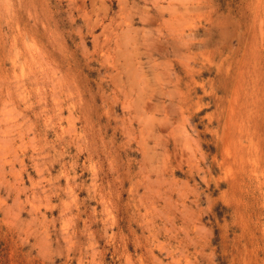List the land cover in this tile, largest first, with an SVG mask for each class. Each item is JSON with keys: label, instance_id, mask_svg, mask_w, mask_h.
<instances>
[{"label": "rangeland", "instance_id": "rangeland-1", "mask_svg": "<svg viewBox=\"0 0 264 264\" xmlns=\"http://www.w3.org/2000/svg\"><path fill=\"white\" fill-rule=\"evenodd\" d=\"M0 264H264V0H0Z\"/></svg>", "mask_w": 264, "mask_h": 264}]
</instances>
